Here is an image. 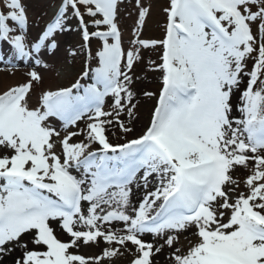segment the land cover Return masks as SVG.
I'll list each match as a JSON object with an SVG mask.
<instances>
[{
	"label": "snow or ice",
	"instance_id": "6c2138e0",
	"mask_svg": "<svg viewBox=\"0 0 264 264\" xmlns=\"http://www.w3.org/2000/svg\"><path fill=\"white\" fill-rule=\"evenodd\" d=\"M123 4L59 0L32 36L23 0H0V71L24 77L0 90V264H158L165 248L168 264H264V0H168L159 39L143 37L151 5L135 0L127 48ZM72 20L83 68L44 87ZM148 49L161 87L144 91L156 103L130 137Z\"/></svg>",
	"mask_w": 264,
	"mask_h": 264
},
{
	"label": "rangeland",
	"instance_id": "374dc122",
	"mask_svg": "<svg viewBox=\"0 0 264 264\" xmlns=\"http://www.w3.org/2000/svg\"><path fill=\"white\" fill-rule=\"evenodd\" d=\"M25 2V7L27 6V2ZM135 0H124V4L123 7H121V11L122 13L125 15H128V13H134L133 17H135V11L133 8V4H134ZM59 4V0H37L36 3H34V21H35V26L37 28V32L40 31V29L44 26V24L52 17V14L50 13L54 8H57V5ZM168 4V0H158V8L156 11H154V17H153V22H151L150 24H145V28L148 30V28L152 25H160V27L158 28V32L157 34L154 36L150 35L147 36L150 39H159L162 38L163 36V27L164 24L166 23V17L164 15V13L162 12V8L166 7ZM27 10V9H26ZM27 14H29L28 10H27ZM129 16V15H128ZM126 16V17H128ZM29 20L31 19L30 16L28 15ZM135 19V18H134ZM129 19L127 18V23ZM72 27H73V31L71 32H65L60 34L59 37L58 36V41L59 43V49L56 52V54L53 56L56 60V62L51 66L49 65L50 69H52V72L54 74V76H56L57 80H61L60 74L61 72V68L65 63H68L70 65V67L73 69V71L75 72V77L81 72L84 62H82L81 56L84 57V55H77L76 57H72L68 55V52H65L66 49L65 47L68 45L74 44V41L77 39V37L80 38L78 31L76 30V21L72 20ZM133 23L134 20L131 21L129 23L128 29L129 27H133ZM147 23V22H146ZM29 28V27H28ZM127 29V30H128ZM153 28L151 27V29L149 31H151ZM126 30V31H127ZM147 30H143V33H146ZM132 31V30H131ZM131 31L128 30V32L131 33ZM146 31V32H145ZM154 33V32H153ZM152 34V33H151ZM132 39V36L127 37V42L129 44V41ZM126 41V38H125ZM67 43V44H65ZM78 46L77 43L74 44L73 47ZM68 49H70V47H66ZM96 48V47H95ZM63 53H66V55H63ZM7 55V54H6ZM157 59V53L151 49L148 50H144L143 52V62L142 63H137L135 68H134V72L137 75V79L135 80L134 83V90L137 93V99L139 100V107L137 108V117L135 119V121H142V125L139 127V130H133V132L130 135V137L133 136H138L139 134H141V132L145 129V127L148 125V122L150 121V116L152 113V110L154 108V105L156 103V99L154 98H148L145 97L143 95L144 91H151L154 94H156V97L158 98V93L161 87V81H160V73L156 72V71H152L150 69H148L146 67V65L149 63V60H156ZM251 66V62L249 63V67ZM75 77H73L72 79L67 80L65 83L60 84L59 86H67L68 84H70ZM243 87V85H242ZM238 94V93H237ZM139 96H141V98H139ZM139 110V111H138ZM127 119V117H125ZM137 121V122H138ZM145 121V124L143 125V122ZM113 142H116L115 137H112ZM54 226H52L55 230V232H57V234L60 235H67L65 233L62 232V230L60 229L59 225L57 223H53ZM55 227L57 229H55ZM151 237H147L146 241H148ZM187 247V243L185 245ZM15 255H19L18 252H14L11 257V259L9 260L8 264H12V260L15 257Z\"/></svg>",
	"mask_w": 264,
	"mask_h": 264
},
{
	"label": "bare ground",
	"instance_id": "6f19581e",
	"mask_svg": "<svg viewBox=\"0 0 264 264\" xmlns=\"http://www.w3.org/2000/svg\"><path fill=\"white\" fill-rule=\"evenodd\" d=\"M23 1L27 2L26 3L27 4L26 9L28 10V12H29L28 15L31 18L29 20V26H28L29 28H28V30L30 32V35L35 36L38 32H37V28L35 26L36 25L35 21L33 20L34 17H35L33 11H34V3H36L37 0H23ZM144 2H145V5H151V15L147 18V23H146L148 25L151 22H153L154 11L159 9L158 8V0H144ZM122 7H123V5H122ZM134 11H135V9H134ZM54 12H55V9L50 12L52 14V16H53ZM133 14L134 13H128L129 16L128 15L124 16L122 11H120V26H121L122 35H123V46L125 48L129 47V44L127 42V37H130L131 33L128 32V30L131 31L132 27L130 26L129 29H128V26H129V23L131 21H133L134 18H135V17H133ZM135 15H136V13H135ZM126 16H128V17H126ZM127 18L129 19V21H128L129 23H127ZM158 26L160 27V25H158V24L155 25V26L152 25V26H150L148 28V30L144 27L143 30H147V32L145 31L146 33H143V37L144 38H149L150 35H152V36L154 35L155 36L157 34L158 30H159ZM151 27L153 29L151 31H149L151 29ZM147 36H149V37H147ZM59 37H61V36H59ZM125 38H126V41H125ZM79 42H80V38L77 37V39L74 41V44L77 43V45H78ZM65 44H67V43H65ZM74 44H72V46L67 44V46L71 48V47L74 46ZM96 46H97L96 45V41L93 40L92 43H91L92 49L95 50ZM66 47H65V49H66L65 52H68L69 49L66 48ZM0 54H4V55L8 54V47L5 44H3V43H0ZM63 55H66V53H63ZM83 55H84V57L81 56V58H83L82 62H84L85 59H86V54H83ZM44 59L46 60L47 65H48L46 68L42 67L40 69V71H41V73L43 75V86L44 87H49V86L55 87V86H58L60 84L65 83L67 80L72 79L73 77H75V72L73 71V69L70 67V65L68 63H65L62 66V68H61V72H62L60 74L61 80L60 81L57 80L56 79L57 77L54 76V74L52 72V69H50V67H49V65L52 66L56 62L55 58L53 56H45ZM95 66L96 65L93 64V67H95ZM23 79H24V77H23V69L22 68L19 71H17L14 75L8 73L7 71H0V90H5L8 87H11V86L17 84L18 82H21ZM39 87L40 86H37V88L33 92V95L31 97L32 102H35V100H36V96L38 95V92H39ZM139 98H141V96H139ZM238 103H239L238 94H234L233 95V104H238ZM138 107H139V105H138ZM236 114L238 115V113H236ZM137 121H135V120L133 121V125H132L133 126V130H135V129L139 130V127L142 125V121L141 122L140 121L137 122ZM57 123H59V122H57ZM144 124H145V121L143 122V125ZM142 195H143V190L142 189L141 190H137L135 187H133V196H132L133 201H136ZM53 223H55V222H53ZM53 223L51 224L52 226H54ZM55 229H57V228L55 227ZM55 233L58 236V238H60L61 240H68L69 239V237L67 235H60V234H57V232H55ZM186 235L190 236L191 234L187 233ZM148 236L151 237L150 235H146L144 237V239L146 240V238ZM148 239L152 240V237L148 238ZM186 243H187V241L184 240L183 237H181V244L183 246H185ZM102 246L103 245H101V247ZM79 251H80L81 254H84L86 256H91V255H94V254H99L100 251H101V248H97V247H94V246L93 247H82ZM168 251H169V249L165 248L164 251L161 254H159L158 256L154 257V259L158 262V264H168L167 259H166V255H167ZM12 255H13V253L11 255L5 257L4 260H3V264H8L9 260L11 259L10 256H12ZM129 259H130V257H126V256L116 257V258L113 259L112 264H128Z\"/></svg>",
	"mask_w": 264,
	"mask_h": 264
}]
</instances>
